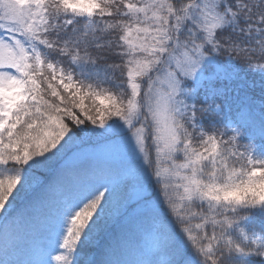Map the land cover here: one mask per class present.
I'll use <instances>...</instances> for the list:
<instances>
[{
	"label": "snow or ice",
	"instance_id": "snow-or-ice-1",
	"mask_svg": "<svg viewBox=\"0 0 264 264\" xmlns=\"http://www.w3.org/2000/svg\"><path fill=\"white\" fill-rule=\"evenodd\" d=\"M0 264H264V0H0Z\"/></svg>",
	"mask_w": 264,
	"mask_h": 264
},
{
	"label": "trees",
	"instance_id": "trees-1",
	"mask_svg": "<svg viewBox=\"0 0 264 264\" xmlns=\"http://www.w3.org/2000/svg\"><path fill=\"white\" fill-rule=\"evenodd\" d=\"M86 104H88L89 107L92 106V102H91V101H86ZM152 151H153V154H154V149H152ZM29 199H31V196H30V195L23 197L21 200H19V201L17 202V207H18V208H23L24 205L27 203V201H28ZM194 223H195V222H194ZM33 234H34V233H29V236H30V235H33ZM24 242H25L24 240H21V241L19 242L18 248H19L20 250H23ZM37 244H39V238H38V237H37Z\"/></svg>",
	"mask_w": 264,
	"mask_h": 264
}]
</instances>
